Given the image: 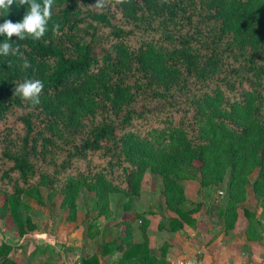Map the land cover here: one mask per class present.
Wrapping results in <instances>:
<instances>
[{"label": "trees", "instance_id": "16d2710c", "mask_svg": "<svg viewBox=\"0 0 264 264\" xmlns=\"http://www.w3.org/2000/svg\"><path fill=\"white\" fill-rule=\"evenodd\" d=\"M95 3L54 0L40 41L12 37L30 68L19 55L0 56V219L10 215L23 236L22 199L45 205V197L60 196L65 220L76 221L86 191L91 231L113 215L111 196L120 194L115 207L129 217L122 234L101 242L100 257L164 264L166 244L149 247L147 212L134 207L147 170L178 215L172 230L192 224L200 207H185L186 178L198 179L199 191L225 182L215 206L225 231L249 185L264 214V0H129L103 11ZM27 8L16 0L9 14L0 10V24L20 22ZM25 79L43 82L38 105L14 95ZM242 210L247 237H258L264 219ZM13 246L0 242V264H20ZM47 249L35 246L31 255ZM99 261L95 253L80 264Z\"/></svg>", "mask_w": 264, "mask_h": 264}, {"label": "crops", "instance_id": "0c3cea01", "mask_svg": "<svg viewBox=\"0 0 264 264\" xmlns=\"http://www.w3.org/2000/svg\"><path fill=\"white\" fill-rule=\"evenodd\" d=\"M195 182L198 184L196 195L203 200H207L208 196L209 201L212 197L211 201L214 202L217 193L209 195L208 189L199 191L198 179ZM185 184L183 186L188 199ZM137 201L138 198L135 202ZM160 202L158 209L153 205L141 209L135 207V210L147 212L149 247L158 251L166 244L164 264H264V231L258 234V237L254 236L255 231H249L248 234L254 237L251 239L247 237L248 220L244 217L243 210L241 211L242 207L239 209L234 228L229 231L223 229L217 211L212 212L203 204L191 215L192 224L183 222L181 228L172 230L169 220L178 218V215L164 206V198ZM52 204L47 203L49 211H51ZM243 205L247 207L246 203ZM215 206L216 204L214 208ZM258 212L256 217L261 219L263 224V219L260 218ZM49 214L52 216V213ZM128 214L123 212L116 222L111 220L112 217L102 224L97 222L91 231H88L85 229L86 224L90 222L95 213L91 211L90 216L87 217V212L85 214L79 210L76 221H66V224L70 225H66L70 228L68 231H63V228L57 231L56 228L54 229L57 233L58 231L64 232V239L53 237L47 231L35 229L24 234V237L16 243H11L14 246L10 256L20 264H80L81 258L96 253L100 259L99 264H113L117 259L116 255L100 257L101 242L111 240L124 232V221L129 217ZM133 224L135 239L139 240L142 237L140 222ZM64 245H67V250L63 247ZM35 246L48 249L46 253L33 257L31 251Z\"/></svg>", "mask_w": 264, "mask_h": 264}, {"label": "rangeland", "instance_id": "374dc122", "mask_svg": "<svg viewBox=\"0 0 264 264\" xmlns=\"http://www.w3.org/2000/svg\"><path fill=\"white\" fill-rule=\"evenodd\" d=\"M258 171L255 170L251 176L250 180L252 181L257 176ZM195 178H186L181 181V183L184 185L186 183V187L188 190V199L186 200L185 207L192 208L196 207L197 204L201 207L202 204L206 205L207 208H209L210 211L216 212L217 208H214L215 204H218L222 199L225 191V182L217 188L209 189V195H213L214 193H217L215 198V201L212 202V197L209 201V197L207 196V200H203L199 195H196V188L198 187L197 182H195ZM161 180L159 176L152 174L149 170H147L143 176L142 184H141V194L139 195L138 201L135 202L134 207L138 208H146V206H156V209L159 208V204L161 203L160 200L164 198V196L161 194ZM217 191V192H216ZM120 194H113L111 196L112 204L111 207L114 209L113 215L111 216V220H113L116 216L119 217L123 213L121 208H117L116 200L120 197ZM22 198V197H21ZM60 196L57 197H45V205L39 204L35 199H28L24 197L22 200L24 202L28 203L29 208H24L19 206V214L21 219L25 222V228L29 230V232L34 231L35 229H41L44 231H47L49 235H52L53 237H57L60 239H64L65 235L64 232L58 231V229H62L63 231L69 230L70 228L68 224H66L65 216L67 212L60 206ZM136 198V199H137ZM195 199L192 201L191 199ZM217 202V203H216ZM47 203H53L50 208L51 211L48 210ZM247 204V208L250 210H255V212L259 211L260 218L264 219V214L261 208L262 202L261 198H258L257 196H254L253 192L251 191V187L249 185L248 188V197L245 201ZM243 202V204H245ZM59 204V206H58ZM77 212L82 211L83 213L87 212L88 209H90V206H92L91 201L89 199V194L86 191H83L79 194V197L77 199ZM241 205L244 206V205ZM239 207L237 209V212H239ZM242 211V209H241ZM52 213V216L49 214ZM245 217V216H244ZM246 218V217H245ZM109 219V218H108ZM107 220V218H103L101 221H98L99 223H104ZM71 222V221H69ZM52 223V225H51ZM68 223V222H67ZM97 223V222H96ZM68 225V226H66ZM66 226V228H64ZM33 228L32 230H30ZM56 228V231L54 232V229ZM53 231V232H52ZM23 236H19L18 228L16 223L13 221L12 217L8 215L4 220L0 219V242H7V243H16L19 239H21ZM67 250V245L63 246ZM44 260V258H43ZM72 260V259H71Z\"/></svg>", "mask_w": 264, "mask_h": 264}, {"label": "clouds", "instance_id": "9594fccd", "mask_svg": "<svg viewBox=\"0 0 264 264\" xmlns=\"http://www.w3.org/2000/svg\"><path fill=\"white\" fill-rule=\"evenodd\" d=\"M128 2L129 0H96L92 8L96 11H103L105 9H115L118 5ZM15 3L16 0H0V10L9 14L10 8ZM18 4L19 7L28 6L27 11L20 22L13 23L11 20L6 19L3 24H0V36L6 37L0 43V56L19 55L23 61L22 68L28 69L31 67L30 62L20 52L18 45L13 47L12 37L15 36L19 40L31 38L33 41H40L48 30L54 0H43L42 4L38 3L37 0H18ZM55 31H58V25L54 26ZM43 88L42 81L25 79L23 82L15 84L14 95L24 104L38 105Z\"/></svg>", "mask_w": 264, "mask_h": 264}]
</instances>
